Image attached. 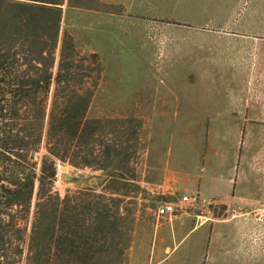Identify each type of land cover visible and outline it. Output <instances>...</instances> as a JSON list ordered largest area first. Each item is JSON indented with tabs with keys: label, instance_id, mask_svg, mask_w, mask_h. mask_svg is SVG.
<instances>
[{
	"label": "rangeland",
	"instance_id": "1",
	"mask_svg": "<svg viewBox=\"0 0 264 264\" xmlns=\"http://www.w3.org/2000/svg\"><path fill=\"white\" fill-rule=\"evenodd\" d=\"M126 2L88 0L73 6L65 0L61 5L54 75L65 48L67 59L82 67L86 117L101 121L99 136L111 144L114 162L104 178L74 184L60 181L59 164L87 174L103 168L76 169L58 161L57 179L45 189L47 206L53 202L49 195L64 197L82 188L121 199L125 232L117 242L124 254L106 256L104 264H264V0ZM40 4L51 3L0 0V48L16 43L19 49L26 30L19 15L23 22H36L32 30L40 32ZM47 37L37 35L35 48ZM77 83L72 87L78 89ZM55 87L53 80L45 126ZM32 107L20 110L15 131L37 123ZM45 130L38 150L27 154H3L6 133L0 130V184L12 164L7 157L24 165L20 176L40 173L48 154ZM114 168L117 179L110 178ZM38 191L36 181L28 211L6 210L19 228L17 264H28ZM194 193L199 202L175 214H195L200 225L185 220L180 234H169L170 225L157 227V242L141 241L130 260L136 240L150 236L158 206ZM225 219L242 220V247L231 239L241 226L216 222Z\"/></svg>",
	"mask_w": 264,
	"mask_h": 264
},
{
	"label": "trees",
	"instance_id": "2",
	"mask_svg": "<svg viewBox=\"0 0 264 264\" xmlns=\"http://www.w3.org/2000/svg\"><path fill=\"white\" fill-rule=\"evenodd\" d=\"M40 1L51 3L38 6L42 13L40 32L32 30L36 22H23L19 15V21L26 27L20 34L23 37L19 41V49H15L16 43L6 49L0 48V118L7 120L0 123V130L6 133L3 154L14 150H22L25 154L37 151L44 128L48 152L38 175L29 171L20 176L24 165L7 157L12 164L7 167L8 179H1L0 184V264H17L20 261L22 249L18 244L14 245L19 228L13 223L14 216L6 210L20 206L28 211L36 181L39 202L26 257L28 264H104V257L124 254V249L118 247L117 242L119 234L125 232L122 226L126 217L121 212V199L107 196L98 189L82 188L73 194L68 192L64 197L58 193L49 195L53 202L47 206L45 189L49 184L53 186L57 179L58 161L102 169L113 165L114 156L111 144L103 142L99 136L101 121L86 117L89 103L83 94L85 92L80 89L84 79L83 73H79L82 67L77 66L75 60L67 59L65 48L61 50L58 71L55 75L53 72L63 11L61 5L65 0ZM68 1L73 6L88 2ZM28 12L31 14L32 8ZM37 35L48 37L35 48ZM76 79L78 89L71 85ZM53 80L56 87L45 126ZM28 104L33 105L31 112L36 115L37 123L15 131L18 126L15 120L21 117L20 110ZM4 125L8 129L3 128ZM31 127L35 130V138L29 133ZM23 130L28 131V138L21 135ZM25 154L17 155L26 159ZM115 173L114 168L110 178L117 179L114 178ZM112 193L118 194L117 191ZM6 215L11 220H7Z\"/></svg>",
	"mask_w": 264,
	"mask_h": 264
},
{
	"label": "crops",
	"instance_id": "3",
	"mask_svg": "<svg viewBox=\"0 0 264 264\" xmlns=\"http://www.w3.org/2000/svg\"><path fill=\"white\" fill-rule=\"evenodd\" d=\"M106 1L112 2V3H117V2L127 3L126 0H106ZM186 213H182V214L178 213V214H174V215H163V216H159L158 215L157 220L154 222V225L152 227V230H151L152 232H151L150 236H147L149 234H146V235H144L143 238L137 239L136 240V243H134V245L132 247V250L130 252V260H131L132 256L135 254L134 252L136 250V246H139V244L141 243V241L145 245L147 244L148 241L150 242V240H152L151 245L152 244L154 245V243L157 242V239L159 238V234L158 233L156 234L153 231V229H155L157 227L160 228L161 226H163V225L166 224V225H170V227H169L170 229H169V232H168L169 234H174V233H179L180 234V230H182L183 225H186V223H187L185 220H189L191 222L194 221V225L195 226L196 225H200V223H195V217H196L195 214L192 215L190 213H187V214ZM221 221H224V222H232V221H234L235 223H237V226H241L240 232L237 231V233H235V237H231V239L233 240V242H235L236 244H238V246L242 247V239H243L242 238V232L244 231V228L242 227V223H243L242 220H241L240 223L237 222L236 220H233V219L219 220V221H216V222H221ZM164 237H165V235H164ZM164 237H163V242L165 241V238ZM153 241H154V243H153ZM145 245H143V246H145ZM165 251L171 252L172 251L171 246L170 245H165Z\"/></svg>",
	"mask_w": 264,
	"mask_h": 264
},
{
	"label": "water",
	"instance_id": "4",
	"mask_svg": "<svg viewBox=\"0 0 264 264\" xmlns=\"http://www.w3.org/2000/svg\"><path fill=\"white\" fill-rule=\"evenodd\" d=\"M76 167V169H81L78 166H74ZM110 167H105L102 170H100V173H85L79 170H74V169H70L67 165H65L64 163L59 164V171H58V175H59V179L61 182H65V183H87L89 181H91L92 179L95 180H99L104 178L108 171H109Z\"/></svg>",
	"mask_w": 264,
	"mask_h": 264
},
{
	"label": "built area",
	"instance_id": "5",
	"mask_svg": "<svg viewBox=\"0 0 264 264\" xmlns=\"http://www.w3.org/2000/svg\"><path fill=\"white\" fill-rule=\"evenodd\" d=\"M198 194H184L181 196L179 202H163L157 208V214L159 216L163 215H174L179 209H182L184 206H193L196 205L200 198Z\"/></svg>",
	"mask_w": 264,
	"mask_h": 264
}]
</instances>
